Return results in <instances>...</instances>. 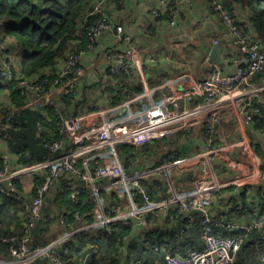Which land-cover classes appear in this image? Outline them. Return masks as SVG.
I'll return each mask as SVG.
<instances>
[{
    "label": "built area",
    "instance_id": "1",
    "mask_svg": "<svg viewBox=\"0 0 264 264\" xmlns=\"http://www.w3.org/2000/svg\"><path fill=\"white\" fill-rule=\"evenodd\" d=\"M116 0H95L80 22V28L88 38L89 45L104 34L112 33L114 26L108 5ZM195 0H157V6L151 9L154 18H161L166 11L170 16L169 25L175 26L180 16L178 6L193 5ZM208 10L220 28V34L213 38V44L219 45L221 39L236 48V54L230 59L231 72H223L217 64L212 65L211 73L200 81L192 82L189 90H175L166 95L161 103L149 101L147 108L129 111L130 101H124L115 107L102 108L74 117H65L64 113L53 103V96L67 93L76 97L77 83L84 76L81 59L84 47L74 41L68 49L64 60L52 76L24 77L14 68L8 52L0 45V83L7 88L13 86L19 90L24 99V107L45 109L55 107L59 117L58 131L60 138L44 140V146L51 156L39 163L29 166L18 164L16 157L9 151L7 140L12 121L18 116L20 108L0 106V195L22 200L28 222L22 233L0 236V245L8 246L6 258L0 264H32L38 258H46L50 264H65L64 255L68 254V244L63 239L45 246H32L31 231L41 219V209L49 189L63 175L71 174L81 183L72 188V196L84 192L95 203V211L103 213L104 199L100 196L95 183L102 179L117 184L119 193L128 194L132 200L139 199L141 206L131 212L119 213L107 218L100 228L109 233L112 223L119 221L123 226L131 225V218L138 226L146 225V214L160 217L172 205L185 214L188 226L199 227L202 238L200 249L188 248L182 252L179 248L164 252V264H242L239 252L242 244L249 240L252 254L258 264H264V166L260 159L245 160L242 163L246 176L258 173L257 184L260 188L253 195L245 197L246 184L232 176L219 179L215 176L213 165L219 150L214 133L220 123V113L226 109L238 111L239 121L244 127L237 145H227L226 152L238 147L241 153L253 157L255 140L249 129L255 127L256 137L264 142V41L261 40L248 20L234 16L226 7L225 0H205ZM3 34H0V38ZM117 37L130 44V36L123 35L117 28ZM89 47V46H88ZM124 54L108 49L111 75L128 74L131 70L129 58L134 53L128 48ZM7 50V49H6ZM167 58V57H165ZM160 57L149 58L157 62ZM140 66L138 69L140 70ZM171 79L167 84H172ZM144 95H137L136 100ZM126 116H120L124 113ZM195 127H202L204 148L200 156V171L191 176L192 195L181 197L180 189L170 190V195L159 200H152L143 183L147 172L128 175L117 157V148L131 145L135 149H147L150 142L171 137L176 134L191 136ZM248 129V130H247ZM106 150V156L94 164L91 173H85L79 167L80 161L99 151ZM177 151L168 155V162L157 170L174 169L178 157ZM30 158L28 153H25ZM138 159L135 160L137 162ZM42 174L41 186L34 185L33 176ZM28 180V188L22 185ZM210 183L208 188L206 182ZM229 189L235 197L229 209L242 213L241 221L214 218L210 212L213 191ZM26 190H29L28 192ZM27 192V193H26ZM29 198H26V194ZM246 193V194H245ZM116 212L113 209V212ZM242 232L231 235L233 232ZM256 232V235H254ZM180 240H186L185 227L181 228ZM138 264H140L138 262Z\"/></svg>",
    "mask_w": 264,
    "mask_h": 264
},
{
    "label": "crops",
    "instance_id": "2",
    "mask_svg": "<svg viewBox=\"0 0 264 264\" xmlns=\"http://www.w3.org/2000/svg\"><path fill=\"white\" fill-rule=\"evenodd\" d=\"M156 6L157 0H116L108 5V12L112 16L114 26L113 32L104 34L92 45H89L87 41L83 44L84 46L87 44L81 59L84 76L77 83L78 92L81 90L83 93L79 95V98H75L83 101L84 110L115 107L127 100L130 101L129 111L136 112L147 108L150 100L156 104L161 103L166 95H170L175 90H189L192 82L200 81L211 73L213 63L210 61V52L215 46L213 38L220 34V28L210 14L205 0H195L191 7L180 4L178 6L180 16L175 26L169 25L170 16L166 11L163 12L161 18H154L151 15V9ZM236 17L239 18L237 15ZM117 28L121 29L123 35L131 37L129 45L118 39ZM4 41L12 43V48L6 49L10 58L16 61L14 67L19 72V50L9 37L4 38L3 35L0 38V43H4ZM217 46L220 47L221 59V63L217 65L223 72H231L230 59L236 54V48L227 43L226 38L221 39V43ZM128 48L134 50L129 58L130 72L111 75L108 67L110 65V60L107 57L108 49L125 54L129 50ZM151 57H160V60L150 62L149 58ZM139 65H141L140 70L138 69ZM99 71H104L106 79L101 80L94 76V74L98 76ZM171 79L175 80L172 84H167ZM95 86L99 87L98 95L88 99L84 91L86 88ZM137 95L144 96L131 100ZM60 97L53 96L52 102L56 103L57 107ZM262 104L264 106V100ZM83 113H87V111L80 114ZM125 113L126 111L120 116H126ZM220 117V123L214 133L219 145L216 162L213 165L215 176L222 179L229 175L237 181L241 179L246 184L247 194L245 193V197L249 194L253 195L260 185L257 184V177L246 176L242 163L245 160L258 158L264 166V142L259 139V135L254 136L258 130L253 127L249 129L250 136L255 140L252 158L241 153L238 147H232L231 152H226L228 144L237 145L236 141L244 127L240 124L238 111L226 109L220 113ZM202 136V127H195L191 136H182L178 142L173 137L150 142L147 149H136V154L126 160L120 157L117 148V157L128 175H135L139 172L148 173L143 178V183L146 189L155 192L157 198L152 200L166 198L170 195V190L174 191L177 188L180 189L179 196L186 198L193 193L189 178L195 173L197 175L200 171V156L204 148ZM188 142H191L189 150L182 153L181 146ZM258 149L260 153L257 152ZM176 150L179 151V154L175 168L157 170L158 167L165 166V163L168 162V155ZM104 156H106V150L85 157L80 161L79 167L83 172L91 173L94 164L99 163ZM136 159H138L137 162H135ZM162 159H164L163 162L158 164ZM37 175L42 174L38 173ZM22 185L24 188H28V180L23 179ZM95 185L99 188L100 196L104 199L103 213L95 211L93 202L91 223L82 224L70 230L65 229L49 243L63 239L62 242L67 244L80 239L81 237L77 236L81 233H87L94 237L103 229L100 227L107 218L117 216L119 213H133L137 207L141 206L139 199L132 200L128 194L119 193L116 189L117 184L113 182L99 179ZM206 185L211 188L208 181ZM26 198H29L28 194H26ZM234 201L235 197L231 190H214L210 212L214 218L241 221L244 215L229 209L230 203ZM90 202L92 201L90 200ZM113 209L116 212H113ZM176 209H178L176 206H170L161 218L153 217L150 213L146 214L145 226H138L132 217L130 219V240L133 239L137 245L141 246L148 233L154 234L155 247H159L158 254L164 255V252L170 251L169 248L180 243V229L185 227V238L193 246L191 248L200 249L202 238L199 227L192 229V226L181 223L175 215ZM76 217L78 218V214ZM62 219L60 218L58 223L61 224ZM118 222L114 221L111 225ZM82 242L84 248L80 253L90 247L87 240L84 239ZM150 244L148 240L145 242L146 246ZM146 252L147 250L144 248L142 255ZM122 258L123 263L128 264L129 259L133 260L134 252L130 251L127 246L122 247ZM32 264L50 263L46 258H38Z\"/></svg>",
    "mask_w": 264,
    "mask_h": 264
},
{
    "label": "trees",
    "instance_id": "3",
    "mask_svg": "<svg viewBox=\"0 0 264 264\" xmlns=\"http://www.w3.org/2000/svg\"><path fill=\"white\" fill-rule=\"evenodd\" d=\"M94 1L0 0V34H3L4 38L9 37L19 50V74L24 77L34 75L40 79L44 76H52L74 41H79L81 45L86 41L89 43L80 28V22ZM225 4L234 16H236L234 13L236 6L242 9L257 36L264 41V0H227ZM86 46L83 45L84 48ZM24 104L19 90L13 86L7 88L5 84L0 83V106L20 108L18 116L14 118L8 131V151L16 157L18 164L29 166L50 158L51 153L44 146L43 141L60 138L59 117L55 107L35 109L25 108ZM58 108L65 117H74L83 111L90 112L97 109L84 110L83 101L77 100L71 93L60 97ZM182 136L186 135L176 134L171 137L178 142ZM118 151L124 160L136 154V149L130 145H121ZM176 151L179 153L178 150ZM257 152L260 153L259 149ZM25 153H28L30 158H27ZM163 160H160L158 164H161ZM33 179L36 187L41 186L44 180L42 175L37 174L33 176ZM80 185L81 183L71 174H67L63 175L48 190L49 196L47 198L46 195L41 209V219L35 223L31 231L32 246H45L58 237L63 230H70L92 222L94 203L90 202L88 195L81 192L76 197L72 196V188ZM148 192L152 199L157 198L154 191L148 189ZM24 206L22 200L0 195V236L18 235L23 232L28 222ZM175 215L181 223L188 225L185 214L180 213L179 209L175 210ZM60 218L63 219L62 223L58 224V231L52 233L54 223L59 222ZM241 233L237 231L231 235ZM130 235L131 226H123L121 223L113 224L110 233L106 229H102L94 237L81 233L77 236L81 237L80 239L68 244L69 251L64 255V263L124 264L122 247L127 246L130 251L134 252V258L129 259L128 264H138V262L140 264H164L161 261L163 255L158 254L159 247H155L154 234L148 233L141 246L137 245L133 239L130 240ZM84 239L90 247L80 253L84 248L82 245ZM147 240L151 244L146 246ZM176 247L184 252L193 246L187 240H180L178 245H174L169 250L174 251ZM144 248L147 252L142 255ZM252 253L248 240L242 244L238 257L239 262L247 264L250 256L254 257ZM7 254L8 246L0 245V259L6 258Z\"/></svg>",
    "mask_w": 264,
    "mask_h": 264
},
{
    "label": "rangeland",
    "instance_id": "4",
    "mask_svg": "<svg viewBox=\"0 0 264 264\" xmlns=\"http://www.w3.org/2000/svg\"><path fill=\"white\" fill-rule=\"evenodd\" d=\"M225 2H227V0H225ZM234 13L240 19L241 18H245L246 19V13L242 9H240L239 7H237V6L234 9ZM239 15H242V16H245V17H241ZM0 45L4 46V50L3 51H5V52H7L6 48H8V49H11L12 48V46H11L12 43H7L6 41H4V43H0ZM9 58H10V56H9ZM10 60H12V61L15 62V60H13L11 58H10ZM0 61H1V55H0ZM99 72H100V74L98 76H96L95 74H94V76L97 77L98 79H101V80L106 79V77L104 76V71H99ZM82 93H83V91H81V90H79V92L77 91L76 97L79 98V95H82ZM98 93H99V87H97V86L86 88V91H84V94L87 96L88 99H90V97L93 98V96L98 95ZM254 177H258V173L257 172L254 173ZM47 196H48V194H47ZM58 224L60 225V223H58V222H55L54 223V226H53L54 227V230H53L52 233L58 231V228H59L58 227ZM252 263L258 264L257 263V260L255 259V257L250 256L249 260L247 261V264H252Z\"/></svg>",
    "mask_w": 264,
    "mask_h": 264
},
{
    "label": "water",
    "instance_id": "5",
    "mask_svg": "<svg viewBox=\"0 0 264 264\" xmlns=\"http://www.w3.org/2000/svg\"><path fill=\"white\" fill-rule=\"evenodd\" d=\"M210 61L213 64H220L221 63V59H220V47L215 45L212 47V50L210 52ZM191 146V142H188L186 144H183L180 148V150L182 151V153H186L187 150H189Z\"/></svg>",
    "mask_w": 264,
    "mask_h": 264
}]
</instances>
